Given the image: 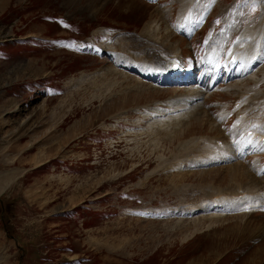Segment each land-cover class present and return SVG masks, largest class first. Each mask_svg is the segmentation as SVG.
<instances>
[{
  "label": "rangeland",
  "instance_id": "374dc122",
  "mask_svg": "<svg viewBox=\"0 0 264 264\" xmlns=\"http://www.w3.org/2000/svg\"><path fill=\"white\" fill-rule=\"evenodd\" d=\"M182 1L0 0V264H264V204L211 219L224 195L264 198L261 141L245 140L235 105L254 91L245 126L264 136V82L226 74L242 30L249 49L262 43L264 0H192L184 13ZM176 50L179 86L114 67L169 64ZM191 90L209 99L200 117L157 114Z\"/></svg>",
  "mask_w": 264,
  "mask_h": 264
},
{
  "label": "bare ground",
  "instance_id": "6f19581e",
  "mask_svg": "<svg viewBox=\"0 0 264 264\" xmlns=\"http://www.w3.org/2000/svg\"><path fill=\"white\" fill-rule=\"evenodd\" d=\"M181 3L182 4L185 3L184 7L181 6V8H180V9H182V12L184 13V11L187 9V7H190V5L192 4V0L191 1L190 0H187V1L183 0ZM255 3L259 4L260 8L262 10L261 24L259 26V36H260V38H262V43L260 45L253 46L251 49H249L246 46L245 42L248 40V37L251 35V31L249 29L242 30L239 33L235 44H232L229 47V52H228V57H227L228 61L227 62L231 63L232 66H234V67H233V69L231 67L228 68L226 70V74L229 77L236 78L237 79L236 82H239V83L245 82L246 83V81H251L256 86H258L262 82H264V42H263V40H264V3L259 2V1H255ZM169 10L170 9H168V11ZM182 12L179 13V17H178V20H180L179 22H181L182 17H184V20L187 19L185 17L187 15V13H185V15L183 16ZM167 15H169V14H167ZM189 18H190L189 21H192L191 15L189 16ZM185 22H186L185 24L187 26H189L190 22H188V21H185ZM154 26L155 25H153V22H148L143 28V35L148 36V37H154L153 33L156 32V30H157V28L155 29ZM94 35H96V34H94ZM210 44H212V43L207 42L208 59L212 60L211 61L212 65L214 66L216 71L219 72L222 68H224V66H222V65L217 66L216 65L217 63L215 62V58H217V60H218V56H220V58H221V53L223 51L221 52V48L219 46H215V44H212V45H210ZM106 46H108V45H106ZM103 49H104V47H103ZM104 51L108 52L106 50H104ZM108 53H110V52H108ZM179 53H180V51H179ZM232 58H235V61L231 62ZM176 59H181L180 56L178 55L177 50H176V53L173 54V56L171 57V62L169 64L166 62L168 65L165 64L164 59H163V60L159 61L160 64H158V66H156V64H153L152 61H149L151 64L141 62V61H138L135 59L134 60L136 62L131 61L129 59H128L129 61H125V60H122V58L116 56L114 58V67L118 68L119 70H122L121 68L126 69L128 71L135 70L136 72H138V74L141 78L140 84L141 83H151V85H152V82H149V81H152L153 79H154V81H156L158 79V77H162V78H166L165 80L172 82L169 84H177V85H172V86H179L181 84V82L179 81V78L182 76L183 69L181 70V67H180L179 70L173 71V66L175 64ZM115 62H116V65H115ZM257 66H259L260 69ZM134 68H136V69H134ZM184 68H185V65H184ZM256 68H258V69L256 70ZM159 71H161V74L159 73ZM113 73L117 74V75L118 74L122 75L121 71H118V70L115 72L113 71ZM258 75H260V77H261L260 80L255 79L254 81H252ZM165 80L161 79V82H164V84H165ZM147 86H148V84H147ZM214 87L215 86H213L212 90H214ZM170 89H173V88L171 87ZM225 89H224V92H226ZM240 89H242V88L241 87L239 88V92H240ZM239 92L235 91L233 93L239 94ZM253 92L251 91V89L249 87H247L246 92L241 93V98L239 100H237L236 104H239V106L242 108H245V106H246L247 110L242 109V111L239 113V115H241V114L244 115L247 113V116H249L250 115V114H248L249 112L253 113L256 110L255 108L257 107L258 103H255V101H254ZM204 94H205L204 91L201 92L200 90H191L186 94L178 96L175 102L168 103L167 109H164L163 111H159V112H157V114H161L160 117H163L164 120L168 117L167 123H171V121H174L175 119H178V118L181 119V121H184L185 119H187L189 117H191V118L200 117L202 109H205V106L207 105V103H205V101L208 102V100H209V99H207L206 94H205L206 96L204 97ZM226 94H227V92H226ZM211 95H213V94H211ZM211 95H208V97L210 98ZM246 96H248V97H246ZM243 110L246 111V113H243ZM182 118H184V119H182ZM250 120L253 121L252 119H250ZM251 121H249L248 119L244 122L240 121L241 123H239V121H238L237 123L240 126V128H238V130L245 128L246 127L245 125L246 124L248 125L249 123H251ZM180 128H182V127L180 126ZM257 128H258V130H256V133L261 134L259 131V127H257ZM251 130H252V128L249 130H246L245 136ZM240 134H241V132H239L236 136H240ZM252 140L255 141L254 139H252ZM220 141H214V143L216 144L217 142H220ZM259 144H262L263 148L261 146H258V143L254 144V145L252 143L253 147L250 148V151H256L257 153H261V152L264 153V143L259 142ZM234 145H235V148L237 146V151H235V152H233V149H232V148H234V146L227 145L228 147L231 148L227 151L232 152L234 154V156H228L227 154H223V156L221 157V160L223 162L230 163L232 158L234 159V157H238V155H236V154H238V149H240V146H238L237 144H234ZM234 161L237 162V159ZM2 189L3 188H0V192L2 191ZM243 191L246 192V196L239 198V195L241 193H243ZM243 191L237 195H232V194L231 195H224L223 197L227 196V198L225 200H222L219 198L215 199L213 201V205L222 204L223 209L219 212L220 215H216L215 217H212L211 219H216L217 217L223 218V217H226L232 213L239 214V215L240 214H246L247 213L246 211L252 210V209L259 207L260 205L264 204V198H262L260 192H250V191H245V190H243ZM197 231H198V229H197Z\"/></svg>",
  "mask_w": 264,
  "mask_h": 264
},
{
  "label": "crops",
  "instance_id": "0c3cea01",
  "mask_svg": "<svg viewBox=\"0 0 264 264\" xmlns=\"http://www.w3.org/2000/svg\"><path fill=\"white\" fill-rule=\"evenodd\" d=\"M17 173V172H16ZM4 174H0V188H3L2 191L0 192V198L3 197V195L6 193V188H7V184H6V179H4L3 176ZM1 178H3L1 180ZM18 179V176H16V178L13 181H16Z\"/></svg>",
  "mask_w": 264,
  "mask_h": 264
}]
</instances>
